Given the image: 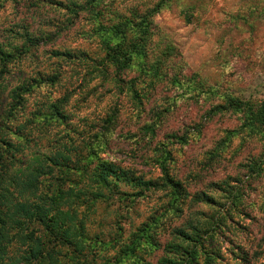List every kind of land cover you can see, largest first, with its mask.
<instances>
[{
	"label": "clouds",
	"instance_id": "1",
	"mask_svg": "<svg viewBox=\"0 0 264 264\" xmlns=\"http://www.w3.org/2000/svg\"><path fill=\"white\" fill-rule=\"evenodd\" d=\"M0 264H264V0H0Z\"/></svg>",
	"mask_w": 264,
	"mask_h": 264
}]
</instances>
